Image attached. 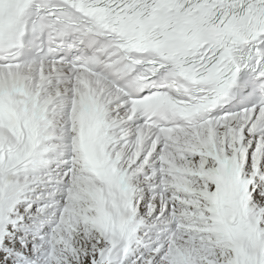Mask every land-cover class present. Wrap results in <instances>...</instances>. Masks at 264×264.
Segmentation results:
<instances>
[{"label": "bare ground", "instance_id": "1", "mask_svg": "<svg viewBox=\"0 0 264 264\" xmlns=\"http://www.w3.org/2000/svg\"><path fill=\"white\" fill-rule=\"evenodd\" d=\"M65 73L49 64L0 68V95L18 88L40 91L38 113L51 112L43 125L47 164H30L36 146L31 130L0 118V145L6 146L0 151V264H51L50 235L61 231L63 251H76L79 264H264L259 259L264 253L259 245L264 238V181L252 184L257 201L245 198L239 206L219 197L216 203L215 163L224 152L211 150L223 134L232 144L240 124L247 126L234 146L250 149L249 159L241 157L249 177L263 174L264 150L260 164H254L253 151L264 145L263 130L246 119L177 135L157 136L138 125L119 131L111 156L124 168L141 158L128 172L127 188L134 198L128 206L123 193L111 189L112 175L101 170L106 158L91 159L90 170L80 152V112L88 100L96 99L114 121L128 113L115 104L121 97L112 83L97 77L77 72L72 81L57 78ZM248 219L257 232L247 230ZM129 220L141 226L133 236L124 230ZM130 239L132 246L127 245ZM102 250L109 252L104 259L98 256ZM68 252L63 255L70 259ZM167 252L170 258L164 257Z\"/></svg>", "mask_w": 264, "mask_h": 264}, {"label": "rangeland", "instance_id": "2", "mask_svg": "<svg viewBox=\"0 0 264 264\" xmlns=\"http://www.w3.org/2000/svg\"><path fill=\"white\" fill-rule=\"evenodd\" d=\"M165 194L167 193V191L166 192H164ZM34 201V200H33ZM21 222H24L23 220L21 221ZM62 232V233H61ZM61 232H53V233H51V241H50V245H49V247H48V250L50 249V251H51V254H50V256H51V264H55V260L58 262V261H60V262H58L59 264H62V263H67V264H76V263H80L79 261H78V258H79V256L80 255H76V251H70L71 249H67V251H69L68 252V254L70 255V259L68 258H66V256L65 255H63V253L64 252H67V251H63V249H65V246H63L62 245V243L65 241V236H64V234H65V232H63V231H61ZM64 233V234H63ZM174 235H173V239L174 240H176L178 237H176V233L175 232H172ZM57 235V236H56ZM63 237V238H62ZM168 238V237H167ZM70 239H71V237H70ZM61 241V242H60ZM71 242H72V240H71ZM60 243V244H59ZM15 245L14 247H16L17 245V243H12V245ZM52 245V246H51ZM51 247V248H50ZM60 247V248H59ZM30 248V245L29 246H27V248L26 249H28V250H30L29 249ZM54 248V249H53ZM61 248H62V250H61ZM60 251V252H59ZM73 252V253H72ZM106 251H104V250H102L101 252H99L98 254V256H100V259H104L105 258V255L107 254V252L105 253ZM109 253V252H108ZM168 253V252H167ZM165 253V254H163V255H165L164 257H167L168 256V258H170L169 256H170V254L168 253ZM73 254H74V256H75V258H74V256H73ZM100 254H102V255H100ZM57 255V256H56ZM62 255V256H61ZM64 256V257H63ZM72 256V257H71ZM65 259V260H64ZM71 260H72V262H71Z\"/></svg>", "mask_w": 264, "mask_h": 264}]
</instances>
